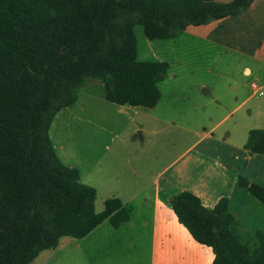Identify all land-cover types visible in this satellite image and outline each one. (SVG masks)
<instances>
[{
	"label": "trees",
	"instance_id": "16d2710c",
	"mask_svg": "<svg viewBox=\"0 0 264 264\" xmlns=\"http://www.w3.org/2000/svg\"><path fill=\"white\" fill-rule=\"evenodd\" d=\"M254 0H0V264H30L61 238L82 239L104 221L119 227L131 209L118 196L96 210L97 189L63 163L50 137L56 114L99 79L106 100L152 108L170 64L138 60L134 26L169 39L191 26L239 14ZM245 148L264 155V129ZM238 186L264 206V186ZM178 220L214 253L211 264H264V232L243 242L230 200L211 208L189 190L173 195Z\"/></svg>",
	"mask_w": 264,
	"mask_h": 264
},
{
	"label": "rangeland",
	"instance_id": "374dc122",
	"mask_svg": "<svg viewBox=\"0 0 264 264\" xmlns=\"http://www.w3.org/2000/svg\"><path fill=\"white\" fill-rule=\"evenodd\" d=\"M250 13L255 19L249 25L244 19L241 32L264 26V0ZM134 31L138 60L170 64L158 84L156 106L126 105L119 112L120 106L106 100L102 82L88 79L49 130L60 160L78 167L81 180L97 189L96 210L119 194L130 201L133 224L115 228L107 220L82 240L65 236L30 264H152L151 229L141 221L151 218L148 206L158 179L161 185L173 181L175 194L194 192L209 207L230 196L237 230L249 246L256 232H264V206L238 186L236 173L264 186V155L245 148L249 130L264 129V94L251 87L255 82L264 91V50L258 58L259 43L241 51L191 29L169 39H149L140 24ZM247 66L252 73L245 72ZM184 248H174L182 260L170 264L193 256Z\"/></svg>",
	"mask_w": 264,
	"mask_h": 264
},
{
	"label": "crops",
	"instance_id": "0c3cea01",
	"mask_svg": "<svg viewBox=\"0 0 264 264\" xmlns=\"http://www.w3.org/2000/svg\"><path fill=\"white\" fill-rule=\"evenodd\" d=\"M260 1L261 0H254V2L244 12H240L239 14L228 16L226 18L213 21L206 25L191 26L189 27V29L194 30L195 33L201 35L202 37L213 38L215 41L224 42L229 45L237 46L239 50L241 51L246 50L248 52H251L252 48L249 45H253V44L256 45L259 43V48L258 50H256V56H258V58H261L262 57L261 54L263 53V50H264V47L262 46V43L264 42L263 41L264 40V26L258 25V28L260 26L259 31H257L256 29H252L250 27L249 28L247 27L246 31H244V28L242 32L240 30L241 25L242 27L244 26V19H246L245 23L247 22V25L251 24L248 21H252V20L254 21L255 13H250V10L254 11L255 9H257ZM258 33H260L261 35H259ZM259 37H260L259 41L255 39ZM245 72L247 74H250L252 73V69L247 66L245 67ZM118 106H120L118 111L123 112L125 109L124 106L126 105H118ZM233 148L240 149L239 146H234V145H233ZM246 158L248 161H250L249 157H246ZM236 173L238 174V176H242L240 171L237 170ZM247 179H249L252 182L255 181V179L251 176H249V178L247 177ZM156 181L157 183H156V186L153 192V200L152 202H150L148 206L151 210V214H152L151 218L149 220L143 219L141 221L142 227L145 226L151 229V238H150L151 239V249L150 251H151L152 264H158V263L159 264H170L172 260H175V259H179V261L180 259L182 260V257L174 253L175 252L174 248H176L179 245H183L185 247L184 248L185 251L189 252V249H190L193 252V256L190 257V258H193L191 261V264H211L214 259V253L212 249L210 247H207V246H204L198 243L192 237V235L187 230V228L182 223H180L175 212L172 209V206L170 204V199L175 194V191L173 190L174 189V185L172 183L173 181L171 183L165 182L162 185L160 184L159 179ZM142 189H144V187ZM117 195L118 197L121 198L119 194H116V196ZM244 196H246V199L249 202L250 200L248 199V196L247 195H244ZM222 197L229 198L230 205H231L232 200L230 196H222ZM121 199L125 205H128L130 202V201L129 202L125 201L123 198ZM200 199L202 200V203L206 207L211 208L203 202V199L201 197ZM132 220H133V217L131 214V218L129 221L124 222L119 227H115V228H121V226H123L124 224L132 225L133 224ZM190 258L187 260V262H181V263L190 264L189 262Z\"/></svg>",
	"mask_w": 264,
	"mask_h": 264
},
{
	"label": "built area",
	"instance_id": "2783aa9c",
	"mask_svg": "<svg viewBox=\"0 0 264 264\" xmlns=\"http://www.w3.org/2000/svg\"><path fill=\"white\" fill-rule=\"evenodd\" d=\"M252 89L254 90L255 93H258L259 95H263L264 91L262 90V87L259 86L257 83L253 82L251 84Z\"/></svg>",
	"mask_w": 264,
	"mask_h": 264
}]
</instances>
